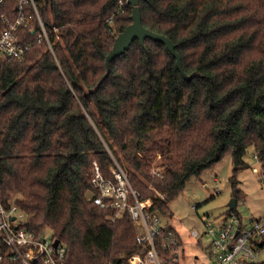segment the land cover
Listing matches in <instances>:
<instances>
[{
	"label": "trees",
	"instance_id": "16d2710c",
	"mask_svg": "<svg viewBox=\"0 0 264 264\" xmlns=\"http://www.w3.org/2000/svg\"><path fill=\"white\" fill-rule=\"evenodd\" d=\"M35 2L53 52L35 39L33 20L21 30L23 57H0V201L19 208L21 226L49 228L64 264L143 254L129 215L112 221L115 209L92 200L94 163L108 177L112 156L166 217L190 177L228 153L232 197L244 199L237 173L250 145L264 166V0H139L142 25L173 42L182 70L151 38L105 64L132 21L127 0ZM2 15L15 16V0L0 3V30ZM157 155L161 176L150 163ZM12 192L20 196L10 200ZM170 235L182 243L168 223L162 236ZM0 256L19 264L2 241Z\"/></svg>",
	"mask_w": 264,
	"mask_h": 264
},
{
	"label": "built area",
	"instance_id": "2783aa9c",
	"mask_svg": "<svg viewBox=\"0 0 264 264\" xmlns=\"http://www.w3.org/2000/svg\"><path fill=\"white\" fill-rule=\"evenodd\" d=\"M6 1L0 0V3ZM1 19L4 27L0 30V57H23L29 44L24 42L21 30L23 27H31L33 20L38 27L35 39L45 40L53 52L46 24L39 15L35 0H15V16L9 19L2 15ZM110 172V176H104L94 163L92 183L98 192L92 196V200L101 207L115 209L112 221L126 212L135 222L137 242L146 247L143 254L135 252L128 257L127 263L122 264H165L170 260L181 264L182 243L173 235L162 236L169 223L167 217L151 210L149 198H140L127 173L114 159ZM152 172L158 176L163 174L157 167H154ZM22 222L23 213L15 204L5 207L0 201V241L7 245L11 260L19 264H64L65 246L60 242L54 245L51 236L45 235L44 232L28 230L21 226ZM203 225V232L193 229L191 234L208 239L207 263L247 264L249 261H259V244L264 235V216L253 217L243 223L240 217L229 212L221 215L216 224L204 220Z\"/></svg>",
	"mask_w": 264,
	"mask_h": 264
},
{
	"label": "rangeland",
	"instance_id": "374dc122",
	"mask_svg": "<svg viewBox=\"0 0 264 264\" xmlns=\"http://www.w3.org/2000/svg\"><path fill=\"white\" fill-rule=\"evenodd\" d=\"M243 159L246 165L238 171L237 179L244 199L237 201L236 208L244 223L253 217L264 216V166L251 145ZM150 163L152 168H161L159 155ZM231 170L232 160L228 153L199 176L190 177L182 191L168 203L171 216H167V220L176 229L183 245L181 264H209L208 239L205 236H193L191 230L196 229L201 233L205 229L204 220L216 224L221 215L225 214L227 203L232 198L229 182ZM11 195L10 200L20 196L17 192ZM50 233L49 228L44 230L45 235L51 236ZM260 260H264V248L260 250Z\"/></svg>",
	"mask_w": 264,
	"mask_h": 264
},
{
	"label": "water",
	"instance_id": "95a60500",
	"mask_svg": "<svg viewBox=\"0 0 264 264\" xmlns=\"http://www.w3.org/2000/svg\"><path fill=\"white\" fill-rule=\"evenodd\" d=\"M127 2L132 6V21L116 35L113 45L105 57V64L108 65L112 59L126 51L134 40L137 39L139 43L143 44L146 38H151L165 44L168 51L175 57L177 67L182 70L180 56L175 50L173 42L167 36L147 29L142 25L140 7L138 5L139 0H127ZM236 207L237 200L235 197H232L227 203V209L235 210ZM58 242V239H54V245H57ZM247 264L257 263L249 261Z\"/></svg>",
	"mask_w": 264,
	"mask_h": 264
},
{
	"label": "crops",
	"instance_id": "0c3cea01",
	"mask_svg": "<svg viewBox=\"0 0 264 264\" xmlns=\"http://www.w3.org/2000/svg\"><path fill=\"white\" fill-rule=\"evenodd\" d=\"M258 217H260V216H258ZM250 220V219H249Z\"/></svg>",
	"mask_w": 264,
	"mask_h": 264
}]
</instances>
